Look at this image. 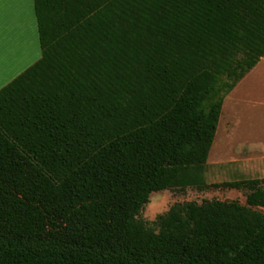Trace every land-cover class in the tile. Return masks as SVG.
Here are the masks:
<instances>
[{
	"label": "trees",
	"instance_id": "16d2710c",
	"mask_svg": "<svg viewBox=\"0 0 264 264\" xmlns=\"http://www.w3.org/2000/svg\"><path fill=\"white\" fill-rule=\"evenodd\" d=\"M42 56L0 89V264H264V178L210 184L264 0H34ZM228 187L237 200L153 192Z\"/></svg>",
	"mask_w": 264,
	"mask_h": 264
},
{
	"label": "rangeland",
	"instance_id": "374dc122",
	"mask_svg": "<svg viewBox=\"0 0 264 264\" xmlns=\"http://www.w3.org/2000/svg\"><path fill=\"white\" fill-rule=\"evenodd\" d=\"M27 0H11L17 16ZM206 178L210 184L264 178V58L224 100L217 134L209 153ZM206 199L237 200L246 204V192L228 187L166 189L153 192L141 218L152 224L177 202ZM256 209L264 212V207Z\"/></svg>",
	"mask_w": 264,
	"mask_h": 264
},
{
	"label": "crops",
	"instance_id": "0c3cea01",
	"mask_svg": "<svg viewBox=\"0 0 264 264\" xmlns=\"http://www.w3.org/2000/svg\"><path fill=\"white\" fill-rule=\"evenodd\" d=\"M10 1L0 0V89L42 56L34 0L18 17L10 15Z\"/></svg>",
	"mask_w": 264,
	"mask_h": 264
}]
</instances>
